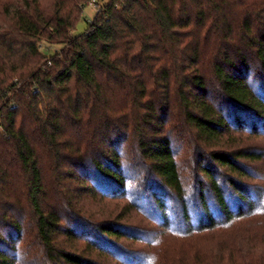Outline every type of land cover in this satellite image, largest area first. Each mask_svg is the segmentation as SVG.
<instances>
[{"label": "trees", "instance_id": "trees-1", "mask_svg": "<svg viewBox=\"0 0 264 264\" xmlns=\"http://www.w3.org/2000/svg\"><path fill=\"white\" fill-rule=\"evenodd\" d=\"M88 1L0 0V264H187L123 242L264 215V0Z\"/></svg>", "mask_w": 264, "mask_h": 264}, {"label": "rangeland", "instance_id": "rangeland-1", "mask_svg": "<svg viewBox=\"0 0 264 264\" xmlns=\"http://www.w3.org/2000/svg\"><path fill=\"white\" fill-rule=\"evenodd\" d=\"M98 1H100V4L102 3V0ZM98 9L99 7L94 4H87L72 33L74 35L85 33L90 24L94 21ZM42 45L43 48L48 46L46 42H43ZM59 48L60 45L51 46L52 51ZM245 136L248 137L247 135ZM248 140L250 143L257 145V147L264 149V135H259L258 138L255 136L248 137ZM178 153H180L183 175L191 174L192 150L189 147V143L187 142L185 145H180ZM257 172L264 177V162L259 165V170ZM261 183L264 185V181H261ZM114 209L115 206L110 204L105 210L111 212V210ZM148 221L149 220H147L144 214L137 215L135 219H133L135 226H138L142 230H146V237L150 238L151 242H153L152 244L148 245L142 241L133 243L132 240H125L123 242L126 246L125 250L138 255L141 259L156 258L157 262H160L167 257H175L181 252H184L181 254L185 255L186 253L188 257L183 262L187 264H197L194 259L198 256L197 252L200 251L202 255L201 261L203 259L204 262L198 264H210V258H214L215 253L221 249L220 253L217 252L216 254V264H221L219 261H222V259L226 262L230 256L232 258L231 260L246 261V263L251 264H261L264 262V215H258L255 218L223 227L221 230L213 232L212 234L208 233L206 235L203 234L191 237L178 236L170 232L160 236L158 233L159 230L157 229L158 227L153 224L148 226ZM241 237L244 239L239 241ZM237 240L240 243L237 245V250L234 251Z\"/></svg>", "mask_w": 264, "mask_h": 264}, {"label": "built area", "instance_id": "built-area-1", "mask_svg": "<svg viewBox=\"0 0 264 264\" xmlns=\"http://www.w3.org/2000/svg\"><path fill=\"white\" fill-rule=\"evenodd\" d=\"M94 4V5H96L97 7H98V5H97V0H90L87 4ZM98 11H99V9H98ZM97 11V12H98Z\"/></svg>", "mask_w": 264, "mask_h": 264}]
</instances>
